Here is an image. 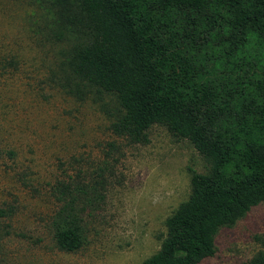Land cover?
<instances>
[{"label": "trees", "instance_id": "obj_1", "mask_svg": "<svg viewBox=\"0 0 264 264\" xmlns=\"http://www.w3.org/2000/svg\"><path fill=\"white\" fill-rule=\"evenodd\" d=\"M41 2L49 39L66 42L54 83L77 100L114 96V135L146 143V131L161 125L209 163L207 173L191 172L188 199L141 264L212 257L218 231L264 204V0ZM118 151L109 143L105 155ZM80 174L52 187L54 240L65 252L81 248V215L105 188L104 179L88 185ZM12 212L0 209V217ZM244 264H264V252Z\"/></svg>", "mask_w": 264, "mask_h": 264}, {"label": "rangeland", "instance_id": "obj_2", "mask_svg": "<svg viewBox=\"0 0 264 264\" xmlns=\"http://www.w3.org/2000/svg\"><path fill=\"white\" fill-rule=\"evenodd\" d=\"M49 17L41 0H0V209L13 211L0 217V264H141L188 199L191 172L205 174L209 163L161 125L146 131V143L114 135V96L77 100L54 83L66 42L49 39ZM109 143L119 151L106 157ZM79 172L105 188L81 215V248L65 252L55 245L52 187ZM259 251L264 204L221 228L214 255L200 264H244Z\"/></svg>", "mask_w": 264, "mask_h": 264}]
</instances>
